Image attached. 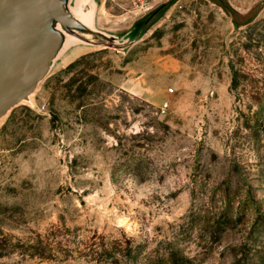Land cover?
Wrapping results in <instances>:
<instances>
[{"label": "rangeland", "instance_id": "obj_1", "mask_svg": "<svg viewBox=\"0 0 264 264\" xmlns=\"http://www.w3.org/2000/svg\"><path fill=\"white\" fill-rule=\"evenodd\" d=\"M99 3L146 31L0 124V264H264V0Z\"/></svg>", "mask_w": 264, "mask_h": 264}, {"label": "water", "instance_id": "obj_2", "mask_svg": "<svg viewBox=\"0 0 264 264\" xmlns=\"http://www.w3.org/2000/svg\"><path fill=\"white\" fill-rule=\"evenodd\" d=\"M99 0H0V124L76 48L125 53L147 25L113 33L98 25Z\"/></svg>", "mask_w": 264, "mask_h": 264}]
</instances>
